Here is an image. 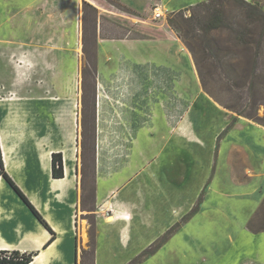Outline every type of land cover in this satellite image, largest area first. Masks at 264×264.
I'll return each instance as SVG.
<instances>
[{
  "label": "rangeland",
  "instance_id": "obj_1",
  "mask_svg": "<svg viewBox=\"0 0 264 264\" xmlns=\"http://www.w3.org/2000/svg\"><path fill=\"white\" fill-rule=\"evenodd\" d=\"M243 1L205 7L208 0H184L187 5L173 11L154 2L147 21L131 25L119 0H0V111L10 96H58L72 100L78 116L77 215L85 226L75 240V264H95L96 248L112 256L107 259L119 258V247H98L114 231L99 230L87 210L117 219L114 207L93 206L96 178L135 175L149 206L136 198L131 209L123 208L130 225L157 217L149 208L165 196L155 179L161 176L178 186L176 208L158 216L161 229L171 228L130 261L105 264H211L212 258L264 264V237L256 235L264 230V0ZM155 7L164 12L157 19ZM128 30L149 39L139 43L142 48L175 36L191 69L103 53L117 50L103 38L124 37ZM177 62L184 65L179 57ZM142 176L147 182H139ZM205 224L210 231L197 230ZM188 225L197 254L175 255L169 248L153 262L149 253Z\"/></svg>",
  "mask_w": 264,
  "mask_h": 264
},
{
  "label": "crops",
  "instance_id": "obj_2",
  "mask_svg": "<svg viewBox=\"0 0 264 264\" xmlns=\"http://www.w3.org/2000/svg\"><path fill=\"white\" fill-rule=\"evenodd\" d=\"M119 2L126 8L124 19L131 25L144 24L147 21L144 16L145 11L154 2L161 3L160 6H165L170 11L187 5L183 3L184 0H119ZM131 32L128 30L127 34L120 38H103L114 41L118 50H106L103 53L112 57L125 54L136 64L154 63L157 67L163 66L175 70L178 67L185 70L191 69V57L187 53L183 54L182 51L178 53L175 36L158 38L156 41L160 43L159 45L149 48L143 44L144 48H142L139 43L149 39L132 37L129 35ZM178 57L184 62L183 66L178 65ZM117 81L115 78L109 79L111 87L117 84ZM160 96L157 100L159 106L165 102ZM7 101V109L0 111V151L3 170L54 234L37 218L13 186L0 175V251L16 250L20 253H34L29 264H75V240L84 224L81 222L83 220L79 221V215H77L80 204L76 168L78 116L74 110V103L72 100L58 96L37 98L15 95L7 98ZM42 103L46 105L45 109L40 106ZM97 111H99L98 108ZM53 153L62 155L64 168L62 177L52 175ZM97 173H99L98 166ZM125 177L108 180L105 176H97L94 183L93 206L106 209L114 207V214L117 215L118 220L113 218L114 215L106 217L98 209H88L87 213L94 214L99 230L114 231V237L110 239V242L100 241L97 244L98 247H119V258L115 257L113 260L125 258L130 261L146 251L147 247L158 240L169 227L171 228V225H164L161 229V225H158L160 223L158 216L165 214L163 210L168 209L169 206L173 205L172 207L176 208L175 191L178 186L176 184L174 188H171L165 184L161 176L160 178L156 176L157 183L165 192V196L159 194L154 198L155 201L149 208L157 217L154 220L145 217L142 223L134 228L130 225L132 216L124 213L123 208L131 209L138 200L144 203L143 206L146 209L149 204L145 200L147 196L142 186L138 189L136 185L137 176L130 179ZM140 178V183L147 182L144 176ZM161 181L164 183L162 184ZM185 199L190 200L191 194ZM123 215H125L123 218H129L126 216L129 215L130 219L120 218ZM103 219H109V221L104 222ZM201 228L206 232L210 231L206 224L197 230ZM193 230L194 228L188 225L170 234L154 251L149 253L152 261L160 257L164 258L163 255H166L169 248L173 249L175 255L182 256L185 253L191 257L197 254L188 239V237L191 238ZM207 235L206 233L205 236ZM256 235L258 238L264 237V230ZM107 257L112 256H106V252L96 248L95 264L113 261ZM210 262L226 264V260L219 258H212Z\"/></svg>",
  "mask_w": 264,
  "mask_h": 264
},
{
  "label": "trees",
  "instance_id": "obj_3",
  "mask_svg": "<svg viewBox=\"0 0 264 264\" xmlns=\"http://www.w3.org/2000/svg\"><path fill=\"white\" fill-rule=\"evenodd\" d=\"M218 0H208V2H205L203 6L205 7H214L215 4H217ZM243 1V0H240ZM244 5L251 8L252 10H258V8L252 4H246L243 1ZM219 14V12L217 11ZM217 14V15H218ZM221 23V17L218 16L214 20V27L219 26ZM0 175H2L17 191V193L21 196V198L24 200V202L29 206V208L34 212V214L37 216V218L43 223V225L52 233L54 232L51 230V228L48 226V224L42 219V217L39 215V213L36 211V209L29 203L27 198L24 196V194L18 189V187L13 183L11 178L4 172L3 170V164H2V158H1V151H0ZM52 175L54 177H62L64 175V168H63V162H62V155L60 153H53L52 154ZM34 253H20L16 250L7 252L5 250L0 251V264H29L32 261Z\"/></svg>",
  "mask_w": 264,
  "mask_h": 264
},
{
  "label": "built area",
  "instance_id": "obj_4",
  "mask_svg": "<svg viewBox=\"0 0 264 264\" xmlns=\"http://www.w3.org/2000/svg\"><path fill=\"white\" fill-rule=\"evenodd\" d=\"M162 12L159 7L154 8V18L157 19L161 16Z\"/></svg>",
  "mask_w": 264,
  "mask_h": 264
},
{
  "label": "bare ground",
  "instance_id": "obj_5",
  "mask_svg": "<svg viewBox=\"0 0 264 264\" xmlns=\"http://www.w3.org/2000/svg\"><path fill=\"white\" fill-rule=\"evenodd\" d=\"M77 51L79 52V48H78V46H77Z\"/></svg>",
  "mask_w": 264,
  "mask_h": 264
}]
</instances>
